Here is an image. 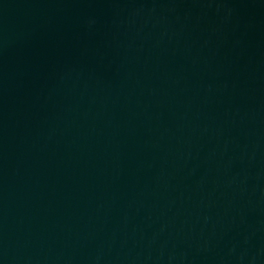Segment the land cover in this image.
<instances>
[{"label":"water","instance_id":"water-1","mask_svg":"<svg viewBox=\"0 0 264 264\" xmlns=\"http://www.w3.org/2000/svg\"><path fill=\"white\" fill-rule=\"evenodd\" d=\"M0 264H264V0H0Z\"/></svg>","mask_w":264,"mask_h":264}]
</instances>
